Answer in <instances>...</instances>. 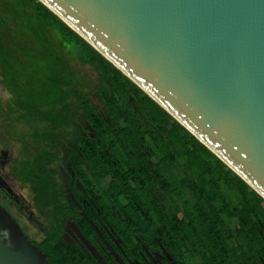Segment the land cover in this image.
<instances>
[{"label":"trees","instance_id":"1","mask_svg":"<svg viewBox=\"0 0 264 264\" xmlns=\"http://www.w3.org/2000/svg\"><path fill=\"white\" fill-rule=\"evenodd\" d=\"M0 84L40 124L20 136L14 172L45 219L31 240L49 261L100 264L62 236L76 211L56 177L62 145L85 198L74 222L105 264H118L111 251L144 262V249L174 264H264V198L39 0H0Z\"/></svg>","mask_w":264,"mask_h":264},{"label":"water","instance_id":"2","mask_svg":"<svg viewBox=\"0 0 264 264\" xmlns=\"http://www.w3.org/2000/svg\"><path fill=\"white\" fill-rule=\"evenodd\" d=\"M264 198V0H39ZM0 264H55L0 205Z\"/></svg>","mask_w":264,"mask_h":264},{"label":"rangeland","instance_id":"3","mask_svg":"<svg viewBox=\"0 0 264 264\" xmlns=\"http://www.w3.org/2000/svg\"><path fill=\"white\" fill-rule=\"evenodd\" d=\"M73 64L74 68L83 78H85V80H88L90 82L94 80L95 73L89 68L88 65H81L77 61H74ZM18 100H23V97L21 99H18V97L10 94L0 84V166L7 177L9 176L6 172L7 170H10V165H14L16 159H18V165L23 168L24 162H21V159L23 157L21 154L24 151L25 141L20 139V136L26 135V133H28L30 129L40 126V124L38 122H34L33 117L29 115H26L25 118L19 117L21 114H23L24 109L18 105ZM6 113L9 114L10 119L6 116ZM75 122L85 134L91 133L90 128L84 120H76ZM19 179V177L16 180L9 178L7 183L9 188L11 189L12 197L14 199L17 198L16 202L12 198L13 201L17 205H20V203L22 202L23 205H26L25 208L28 209L27 211H24L21 209H17L16 207V209L23 214V217L21 215L19 216L20 222L24 226V229L26 230L28 235L31 238L37 240L40 238L43 226H45L46 222L43 217L39 216V213L36 211V209L32 207V194L29 186L27 185V182H24L22 180L19 181ZM28 211L33 215V217H36V220H34L33 217H29V219L26 217L28 215ZM261 231L264 234V225L261 227ZM83 243L87 245V248L90 252L95 254L98 259L101 260L98 252L89 242L87 243L86 241V243ZM148 255L150 256L154 264H160L158 253L153 251V253L150 252L148 253ZM172 263L174 264V262ZM131 264L139 263L132 262Z\"/></svg>","mask_w":264,"mask_h":264},{"label":"flooded vegetation","instance_id":"4","mask_svg":"<svg viewBox=\"0 0 264 264\" xmlns=\"http://www.w3.org/2000/svg\"><path fill=\"white\" fill-rule=\"evenodd\" d=\"M74 125H75L76 129L82 131L76 122H74ZM61 148L65 151V148H63L62 145H61ZM62 149L60 151V156H59L60 159L55 163L56 177H57V180H58V183L60 186V190H61L63 200L73 204V206L76 210L75 212L70 213L67 215V217H65L64 222H63L62 236L66 240H68L69 242H71V241L79 242L88 250L87 245H85L83 243V242L86 243L87 240L81 235V233L79 232V230L76 227V224L74 222L75 217L77 218L78 215L83 214V212L81 210V208H82L81 203H85V198H82L81 195L76 196L75 190H73V188H72V183H74L75 184L74 186H76V187H79L80 184L78 183V181L73 176V172L68 168V166L65 163H63L64 151ZM20 150H21V147H20ZM17 163H18V159H16V162L14 163V165H10V170H7L6 173L8 174L9 177H7L6 174H4V172L0 166V205L3 206L11 214V216L17 221V223L20 225V227L23 229V231L28 235V233L24 229V226L22 225V223L19 220V216L21 215L23 217V214L19 210H17V209H21V210L27 211L28 209L25 208L26 205H23L22 202L20 203V205H17L15 203L17 198L14 199L12 197L11 189L9 188L8 183H7L9 178L14 179V180H16L18 178V176H16V174L14 172V166H16ZM19 181H21V179H19ZM27 185L29 186L28 183H27ZM29 188H30V186H29ZM30 191H31V189H30ZM31 194L33 196L32 191H31ZM12 198L14 199L15 202L13 201ZM16 207H17V209H16ZM32 207L34 209H36L34 207L33 201H32ZM27 213H28V215L26 217L28 219H29V217L30 218L33 217V215L29 211ZM33 219L36 220V217H33ZM28 237L31 239V237L29 235H28ZM87 243H88V241H87ZM153 251L158 253L155 250L144 249V253L146 255V257L144 258V262H142L138 259H129L126 256L121 258L118 255L114 254V252L111 251V253L114 255L115 260L117 261L118 264H131L132 262H137L139 264H144V263L154 264V262L151 260L150 256L148 255V253H150V252L153 253ZM158 254H159V263L161 262L162 259H164L165 261H168L172 264L173 260L171 259L170 256H168L166 254H163V255L160 253H158ZM98 255H99V253H98ZM95 257L100 262V264L105 263L101 256H100L101 260H99L96 255H95Z\"/></svg>","mask_w":264,"mask_h":264}]
</instances>
